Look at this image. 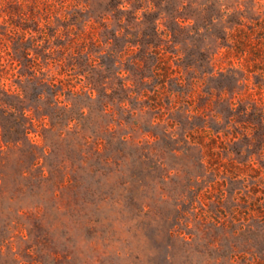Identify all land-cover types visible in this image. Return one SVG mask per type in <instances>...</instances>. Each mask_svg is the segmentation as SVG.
Masks as SVG:
<instances>
[{
	"label": "rangeland",
	"instance_id": "rangeland-1",
	"mask_svg": "<svg viewBox=\"0 0 264 264\" xmlns=\"http://www.w3.org/2000/svg\"><path fill=\"white\" fill-rule=\"evenodd\" d=\"M0 264H264V0H0Z\"/></svg>",
	"mask_w": 264,
	"mask_h": 264
}]
</instances>
